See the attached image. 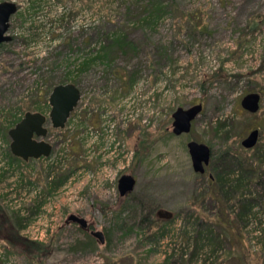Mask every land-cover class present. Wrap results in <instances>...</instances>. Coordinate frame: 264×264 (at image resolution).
<instances>
[{
  "label": "rangeland",
  "instance_id": "rangeland-1",
  "mask_svg": "<svg viewBox=\"0 0 264 264\" xmlns=\"http://www.w3.org/2000/svg\"><path fill=\"white\" fill-rule=\"evenodd\" d=\"M4 1L18 11L0 46V151L26 112L49 115L56 85L74 83L81 98L65 128L46 124L53 154L0 165L1 207L25 216L40 204L20 233L28 242L3 222L0 264H264V180L246 171L264 169V0ZM116 34L130 47L105 54ZM254 92L261 107L250 113L242 100ZM198 103L191 132L175 135L173 113ZM193 140L212 151L204 175ZM110 169L136 177L130 195L118 181L102 188ZM221 172L244 179L229 202ZM52 179L64 184L50 191ZM243 196L255 201L241 219ZM74 213L106 243L67 224Z\"/></svg>",
  "mask_w": 264,
  "mask_h": 264
},
{
  "label": "water",
  "instance_id": "water-1",
  "mask_svg": "<svg viewBox=\"0 0 264 264\" xmlns=\"http://www.w3.org/2000/svg\"><path fill=\"white\" fill-rule=\"evenodd\" d=\"M17 11L18 7L14 2H0V46L13 40L11 35L6 34L10 28V19ZM80 98V89L74 83L59 84L54 87L49 98L51 104L49 117L55 128H65L66 122ZM242 106L250 113L258 112L261 107V95L255 92L248 94L242 100ZM203 108L202 103L194 104L189 108L178 107L173 113V133L182 135L191 132L193 121L202 113ZM46 121V116L40 112H26L22 120L9 130V136L12 139L10 148L15 156L25 161L31 158L39 159L43 156H50L52 145L44 139L48 132L45 127ZM259 134L258 129L252 130L244 138L242 145L246 149L254 148L259 141ZM187 145L194 171L204 174L210 165L211 148L206 143L194 140ZM136 184L137 179L134 175L122 174L118 179L119 195L121 197L129 195L134 191ZM69 220L78 222L85 228L88 225L86 218L76 214H71ZM92 236L97 238L100 244L106 243V236L103 231L94 230Z\"/></svg>",
  "mask_w": 264,
  "mask_h": 264
},
{
  "label": "trees",
  "instance_id": "trees-1",
  "mask_svg": "<svg viewBox=\"0 0 264 264\" xmlns=\"http://www.w3.org/2000/svg\"><path fill=\"white\" fill-rule=\"evenodd\" d=\"M2 46V45H1ZM130 47V45L128 44V42L126 41V37L123 34H116L114 41L111 43L110 48L108 47L107 49H105V54H107L111 49L113 48H119L121 50H124V48ZM104 54V55H105ZM102 57H105V56ZM99 58V57H98ZM18 123V120L14 122V125H16ZM222 128V125H220V127L217 129V131L220 132V129ZM256 151H260V148H258V146L256 147ZM11 155L12 158H14L16 161H18L17 163L22 162V160L15 156L12 152H10L9 156ZM260 158L261 162L264 164V153L262 155H258V158ZM10 164V162H9ZM261 164V165H263ZM17 167V165L15 166L14 164L12 165V167ZM13 167V168H14ZM246 171L250 172L249 176L252 175L250 177V179L254 180L255 178H262L264 180V169L261 170V166L259 165L258 168H252L249 167L246 169ZM6 173L9 172V170L5 171ZM221 175L219 176V178H216V180L218 181V191L221 193V195L223 196V200L225 202H229L230 201V192L232 191L231 189H233L234 191L240 192V191H244L245 186H244V179L240 178V177H236L234 176L232 179H230V181H228L227 179V172L226 175H224L225 173L221 172ZM229 176V175H228ZM68 175H66L65 178H67ZM62 184H64V181H61L59 179H52V181L50 182V188L49 190L53 191L56 190L59 186H61ZM231 187H230V185ZM228 185V188H227ZM230 187V188H229ZM262 188L264 189V183H262ZM49 193V191H47V194ZM233 197V196H232ZM235 197V196H234ZM255 199L243 196L241 199H239L238 201V205L240 207V211L239 212V217L241 219H243L248 213L251 212V208L254 204ZM28 213L29 215H21L19 213L13 212V213H9L5 210L4 207H1L0 205V228H2V224H4L3 222L6 221L5 223L9 224L10 226H12V228H14V230L17 233V238L22 240L23 243L28 242L26 239H23V237H20V233L22 231V229L28 227L27 226V221L29 220L30 214H34L37 211H40V204L38 202H36V204H34L31 207H28ZM248 211V212H247ZM23 212V211H20ZM31 221V220H30ZM205 235H203L202 237H204ZM7 241H12L9 240V236L7 237ZM94 241V240H93ZM14 242V240H13ZM18 242H20L18 240ZM21 243V242H20ZM39 246L41 245H46V243H36Z\"/></svg>",
  "mask_w": 264,
  "mask_h": 264
},
{
  "label": "built area",
  "instance_id": "built-area-1",
  "mask_svg": "<svg viewBox=\"0 0 264 264\" xmlns=\"http://www.w3.org/2000/svg\"><path fill=\"white\" fill-rule=\"evenodd\" d=\"M113 125L110 129L112 132L114 129ZM113 140H116V137H114ZM116 142H117L116 143V149H117L120 143L118 141H116ZM0 145H2L3 147L6 146L1 141H0ZM4 151H5L4 149L0 151V165L3 167V170H9L8 168H9L10 164H9V160L7 157V152H4ZM117 181H118V171H112L110 169V171L107 172L106 178L103 179V181L101 182V185L103 186L102 188H107L109 186V184L113 185V187H114V186H116ZM26 230H29V229L27 228ZM40 240H44V239H40ZM5 255H6L5 249L0 246V259L5 258Z\"/></svg>",
  "mask_w": 264,
  "mask_h": 264
},
{
  "label": "flooded vegetation",
  "instance_id": "flooded-vegetation-1",
  "mask_svg": "<svg viewBox=\"0 0 264 264\" xmlns=\"http://www.w3.org/2000/svg\"><path fill=\"white\" fill-rule=\"evenodd\" d=\"M54 89V88H53ZM53 91V90H52ZM52 93V92H51ZM50 98V97H49ZM80 101V100H79ZM79 103V102H78ZM78 105V104H77ZM76 108V107H75ZM51 111V110H50ZM74 111V110H73ZM73 111L71 112V114H70V116H69V118H68V120H67V122L70 120V118H71V115H72V113H73ZM37 112H40V111H37ZM40 113H42V114H44L45 116H46V118H47V121H46V123H45V127L48 129V127L46 126V124H47V122L49 121V120H51L50 119V117H49V115L48 114H46V113H43V112H40ZM50 114V113H49ZM22 120V119H21ZM52 122V121H51ZM67 122H66V124H67ZM53 125V124H52ZM54 127V126H53ZM55 128V127H54ZM48 133H49V129H48V132H47V135H48ZM47 135H46V137H47ZM36 137V136H35ZM45 137V138H46ZM44 138V139H45ZM46 140V139H45ZM47 141V140H46ZM49 142V141H48ZM50 143V142H49ZM52 145V151H51V154H53V144H51ZM12 152V151H11ZM8 154H10V151L7 153V157H8ZM50 154V155H51ZM9 157H11V155L9 156ZM44 159V158H46V157H41V158H39V159ZM21 159V158H20ZM33 158H31V159H29V160H32ZM38 159V160H39ZM9 160V159H8ZM22 160V162H20V163H26V162H29V160L28 161H25V160H23V159H21ZM9 162H12V160H9ZM210 166V165H209ZM208 168V167H207ZM207 168H206V171H207ZM206 173V172H205ZM204 173V174H205ZM203 174V175H204ZM210 178H212V179H214L212 176H210ZM131 194V193H130ZM129 194V195H130ZM128 196V195H127ZM126 197V196H125ZM75 214V213H74ZM78 215V214H77ZM70 216V215H69ZM69 216L67 217V219H66V223L67 224H76V225H78L80 228H81V230L84 232H89L91 235H92V231H94V230H97V229H94V226H93V224L91 223V222H89V220L87 219V221H88V225H87V227L85 228V227H82L78 222H74V221H72V220H69ZM79 217H83V218H85L84 216H80V215H78ZM104 232V231H103ZM105 236H106V234H105ZM94 237V236H93ZM107 241V240H106Z\"/></svg>",
  "mask_w": 264,
  "mask_h": 264
},
{
  "label": "crops",
  "instance_id": "crops-1",
  "mask_svg": "<svg viewBox=\"0 0 264 264\" xmlns=\"http://www.w3.org/2000/svg\"><path fill=\"white\" fill-rule=\"evenodd\" d=\"M11 159H12V161L18 162V161H16V160H15L14 158H12V157H11ZM11 159H10V160H11ZM15 162H10V165H13ZM13 167H14V166H13Z\"/></svg>",
  "mask_w": 264,
  "mask_h": 264
}]
</instances>
